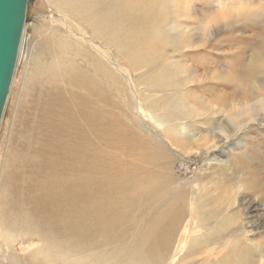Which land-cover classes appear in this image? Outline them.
Wrapping results in <instances>:
<instances>
[{
    "label": "rangeland",
    "instance_id": "374dc122",
    "mask_svg": "<svg viewBox=\"0 0 264 264\" xmlns=\"http://www.w3.org/2000/svg\"><path fill=\"white\" fill-rule=\"evenodd\" d=\"M65 1L35 0L28 8L0 123V264L9 254L18 264L30 256L53 264H99L101 257L108 264H223L224 254L210 263L196 250L217 238L206 214L228 203L223 214L233 215L236 232L223 240L238 238L235 251L248 256L246 264L264 263V193H222L224 179L247 170L264 184L262 120L237 130L224 118L238 102H256L251 90L240 97L235 84L248 83L264 7L244 19L235 5L223 10L219 3L227 0H109L115 17L93 26L86 15L64 10ZM94 1L105 7L108 0ZM220 8L224 17L216 19ZM40 9L78 19L83 34L109 48L108 60ZM201 74L205 80L195 83ZM78 79L99 94L97 102L87 98L82 113L69 108ZM83 121L87 136L78 130ZM82 136L81 171L74 172L83 186L68 170L67 154Z\"/></svg>",
    "mask_w": 264,
    "mask_h": 264
},
{
    "label": "bare ground",
    "instance_id": "6f19581e",
    "mask_svg": "<svg viewBox=\"0 0 264 264\" xmlns=\"http://www.w3.org/2000/svg\"><path fill=\"white\" fill-rule=\"evenodd\" d=\"M107 1V0H106ZM111 1V0H110ZM109 0L107 1V5L105 7L103 6H100L99 4H97L94 0H66L65 3L66 5L63 7L64 10H68V11H71L73 12L75 15H80V16H84L86 15V19L88 21L89 24H92L93 26H95L93 23H108L111 18L115 17V13L112 11V12H109L108 11V8L110 7V5L108 4V2H110ZM261 0H238V1H235V2H232L231 0H227L225 1V3H219V5H223V10L226 8L228 9V7L231 8L232 5H235L237 6V10L238 12H242L241 14V17L240 18H247L250 16V10L254 7H256L258 9V12L259 10H261L260 8L264 7V4H262L260 2ZM260 7V8H259ZM29 8V7H28ZM28 8H27V12H26V17H25V23H24V29L23 31H26L25 30V25H26V19L28 18ZM171 9V7H169ZM166 9V7L164 8ZM176 10V9H174ZM252 11V10H251ZM253 12H257L256 10H253ZM37 13L40 14V15H45L47 16L49 19H53L54 15H55V21L57 22V24L59 23L63 29H64V32L71 38V39H74L76 41H79L81 42L85 47L91 49L92 51L95 52V54L97 56H99L100 58L102 59H106L108 60V57H109V48L103 46L102 44H99L97 43L91 36L87 35L86 33L83 34L81 32V28H80V22L78 19L72 17L71 15H68V14H59V13H55L51 10H49V12L47 11H43V9H40L39 11L37 10ZM55 13V14H54ZM214 14H215V18L216 19H221L223 18V14H224V11L221 10L220 8V11H214ZM83 16V17H84ZM188 15L184 14L183 17H187ZM223 16V17H222ZM257 16V15H255ZM115 20V19H113ZM213 20V19H212ZM53 21V20H52ZM180 27V26H179ZM181 30H185L186 29L184 27H180ZM206 32H210V30H207ZM205 31H204V38L205 37V34H207ZM22 36H23V33H22ZM255 37H257V39L260 40L259 44L256 45L255 47L252 48V53L250 54V59L248 60L249 62L248 63V70H247V77H248V83L247 84H242V83H236L235 85L237 86V88L240 89V97H241V94L245 91V90H251L253 96H254V100H256L255 104L254 105H251L249 104L248 102H250L251 100H249L247 102V100L244 99L243 102L241 103H233L235 104L234 105V108L236 109V112L232 113V114H226L224 116L225 118V122L228 126H230L229 128H236L237 130H241L243 127H247L249 125V123H255V122H259V119H261L263 124H264V33L263 32H260L258 33V35H256ZM21 40H22V37H21ZM21 40H20V44H21ZM205 45V41H201V43L197 46V48H200V47H203ZM186 48H191L193 49L194 46H188ZM19 49H20V46H19ZM111 52V51H110ZM154 52V49L152 48L151 51L149 52H145L146 54H151ZM245 52V51H244ZM187 53H189L188 51H186V55L187 56ZM243 52L239 51V54L242 56ZM19 54V52H18ZM87 54V53H86ZM90 55V54H89ZM239 56V57H241ZM87 57V56H86ZM93 57V56H92ZM95 57V55H94ZM241 61V60H240ZM238 62L237 64L240 63V66L237 65V67H241L242 66V61L241 62ZM247 65V64H246ZM70 67V66H69ZM99 67V66H98ZM164 67L166 68H169L168 64H167V61L164 62ZM125 73V72H124ZM61 75V74H60ZM203 74L200 75V78L195 81V83H198L202 80H205V77H203ZM63 79V78H62ZM234 83L236 82L237 79H239V75L235 76L234 78ZM204 82V81H203ZM64 83V82H63ZM246 85V86H245ZM240 86H243L242 88ZM76 89L78 93H76V97H74V101L75 102H72L70 103L69 105V108L71 111H80L81 113L83 112V107L84 106V103L86 102L87 98H89L90 95L93 96V100L95 102H97V98L99 99V94H98V91L97 90H90L89 89V86L88 84L84 81V79H78V82L76 84ZM83 87V88H81ZM227 87L230 88V86L226 85L224 88L227 89ZM83 90V91H80ZM231 92V95L235 96L232 91ZM146 93V92H145ZM144 93V94H145ZM80 94V95H78ZM88 96V97H87ZM143 96V95H142ZM150 95L146 94L145 95V98H146V102H148V98H149ZM134 97L135 99H139L137 96H136V93H134ZM144 98V97H143ZM248 98V96H247ZM252 99V100H253ZM143 100V99H142ZM257 100H261L260 103H257ZM144 101V100H143ZM235 102V101H233ZM81 105L79 107V104ZM73 105V106H72ZM68 106H65V109H67ZM64 108V107H63ZM159 110V109H158ZM66 111V110H65ZM79 112V113H80ZM150 112V111H149ZM67 113V112H66ZM255 113H257V116L259 115L260 118H257V116L255 115ZM147 114V112H146ZM152 114V113H151ZM67 115V114H66ZM149 115V113H148ZM154 115V114H153ZM147 119H149L148 116H146ZM64 118V116L62 117ZM94 118V117H93ZM73 119V118H72ZM71 119V120H72ZM153 119L155 120V117H153ZM68 120V119H67ZM80 120V119H79ZM94 119H92V123H94ZM86 124L87 121H83V123H81V125L79 126L80 128L78 129L80 131L81 134H86L87 136V133H88V129H86L85 131V128L83 124ZM230 124V125H229ZM162 125L163 127L165 126V123L162 122ZM160 124V126H162ZM73 126V125H72ZM74 129V128H73ZM77 130V129H75ZM74 130V131H75ZM83 130V132H82ZM72 131V130H71ZM186 131L185 128L183 127H180V132L181 133H184ZM68 132V131H67ZM71 134V133H70ZM67 135V133H66ZM223 135H226L223 133ZM71 138V137H70ZM63 139H64V136H63ZM87 137L84 138L83 136L81 137V140L78 141L72 148H69L67 150V154L71 160V167H68V170L72 173H75L74 171H78L80 172V163H79V157L83 154L82 152H84V148H81V141H87ZM69 140V139H68ZM206 141V140H205ZM67 142V141H66ZM70 142V141H69ZM58 144V143H57ZM68 144V142H67ZM70 144V143H69ZM205 144H208V143H205ZM58 146V145H57ZM70 147V145H69ZM86 147H87V144H86ZM59 149V148H58ZM82 153L80 156H79V153ZM58 153V152H57ZM56 153V154H57ZM64 154V153H63ZM60 155V154H59ZM85 156V155H84ZM66 157V156H65ZM83 157V156H82ZM85 158V157H84ZM66 159V158H64ZM81 159V158H80ZM60 160V159H59ZM83 160V159H81ZM96 161V160H95ZM81 162V161H80ZM73 163H76L75 166H73ZM86 165V164H85ZM84 165V166H85ZM92 165V164H91ZM83 166V167H84ZM82 167V168H83ZM230 169V168H229ZM83 173H86V171H82ZM257 172L256 171H251V170H247V176L243 177V175L239 174L237 175V173L234 175H230L231 177L227 180L224 179V184L222 186V193H227L228 197L231 196V191L232 189L233 192L237 193L238 192H241V193H249L251 195H256V197L260 194L262 195L264 193V184H261L260 182H258L259 180H256L254 178V175H256ZM77 175V179H75L77 181V183H80L82 186H83V183H82V176L81 174H78V173H75L73 176ZM211 175V173H210ZM79 176V177H78ZM261 179V178H260ZM87 182V181H86ZM32 184V183H31ZM37 184V183H36ZM87 185L89 186L88 182H87ZM33 186V184H32ZM32 186L30 187L29 185V191L31 192V188ZM74 186V185H73ZM125 187V182H121V185L119 187V190H116V191H113L112 192V195L114 196H118L119 195V191L120 189L123 190ZM35 188V186H34ZM74 189V191L76 192V196H78V190L79 188L74 186L72 187ZM125 190H128V189H125ZM132 190V188H131ZM129 191V190H128ZM32 193H35V190L32 192ZM105 189H101V195L100 193H98V195H100L101 197H103L105 195ZM31 194V193H30ZM197 197V196H196ZM195 197V198H196ZM51 200V199H50ZM193 200V199H192ZM41 201V200H39ZM193 202V201H192ZM195 203V202H194ZM185 204V203H184ZM193 206V208L195 207L194 204H191ZM198 205V204H197ZM222 206V205H221ZM231 205L228 203L227 205H224V207H222L221 209H218L216 212H213V211H209V214H206V219H204L203 221L206 223L207 221L209 222V224L213 223V226H212V229L213 232L211 233H215L217 234V238H211V242L208 240L207 241V248L204 245H202L200 242H199V245L197 246V250L196 251H199L200 254L201 253H206L205 254V258H208L207 257V253L211 256V259L212 261H210L209 259V262H214V260L217 259L218 257V253H221V254H224V256L222 257V262L223 264H246V262L244 261L245 259L247 260L248 256L245 258V256H242V255H239L236 253L235 251V247H237V241L239 242L238 238H233L231 237L230 239H224V236H229V235H233L236 230H233V226H234V220L231 219V217L233 215H230V218L229 217H224L225 215L223 214V212L225 211V209L229 208ZM192 209V208H191ZM197 209V208H196ZM86 211V210H85ZM169 211V210H168ZM172 211V210H171ZM198 212V211H197ZM169 213V212H168ZM88 214V213H87ZM167 214V213H166ZM171 214V213H170ZM179 214V213H178ZM192 215H194V217H196L197 219H200L199 218V213H195V212H192L190 213ZM162 216V215H161ZM167 216V215H166ZM177 216V215H176ZM179 216V215H178ZM161 218V217H160ZM179 218V217H178ZM192 218V217H191ZM193 219V218H192ZM53 223L55 222H58L56 221V219H53L52 220ZM172 222V220H171ZM170 222V223H171ZM201 220H200V223L198 224V227L200 228H203L201 226ZM51 223L49 224L45 230H49V231H52L53 228H54V224ZM172 224V223H171ZM207 224V223H206ZM204 226V225H203ZM99 226H97L96 228H98ZM60 228V227H59ZM58 228V229H59ZM235 228V227H234ZM173 229V228H172ZM171 232V231H170ZM238 234V233H237ZM100 236V235H99ZM167 236V235H166ZM210 236V235H209ZM243 237V236H242ZM142 240V239H141ZM195 239H193L194 241ZM241 243V242H240ZM30 246V245H29ZM20 247V246H19ZM24 247V246H23ZM29 248V247H28ZM248 248V247H247ZM245 248V249H247ZM216 249H220L219 251L220 252H216L215 250ZM261 249V248H260ZM21 250V249H20ZM22 251V250H21ZM20 251V252H21ZM132 251V250H131ZM140 251V250H139ZM250 251V250H249ZM10 252V251H9ZM247 252V251H246ZM263 252V251H262ZM130 252H128L129 254ZM251 253V251L249 252ZM247 252V254H249ZM18 254V253H17ZM107 254V253H106ZM10 255V254H9ZM8 255V259H7V262L6 263H2V264H18V262L16 260H14V258L12 257H9ZM105 255V254H104ZM109 255V254H108ZM112 255V254H111ZM110 255V256H111ZM24 256V255H23ZM94 256V255H93ZM110 256H106L107 258L110 257ZM113 256V255H112ZM244 257V259H243ZM103 258L102 259V263L104 264H108V262L106 263L105 261L103 260H106L105 257H101ZM113 259V258H112ZM243 259V260H242ZM251 259V258H250ZM100 262H101V259H99ZM98 260V261H99ZM115 261V259H113ZM112 260V261H113ZM141 260V259H140ZM242 260V261H241ZM252 260V259H251ZM260 260V259H259ZM53 264L52 262L48 261L47 259H45V257H41V260H39L37 257H32L30 256L28 258V262L26 264ZM107 261V260H106ZM110 261V260H108ZM234 261H236L237 263H234ZM86 262V260H85ZM91 261H89V263L86 262V264H92V262L90 263ZM99 264H102L100 263ZM117 263V262H116ZM122 263V262H120ZM119 263V264H120ZM94 264H97L96 261ZM259 264H264V263H260Z\"/></svg>",
    "mask_w": 264,
    "mask_h": 264
},
{
    "label": "water",
    "instance_id": "95a60500",
    "mask_svg": "<svg viewBox=\"0 0 264 264\" xmlns=\"http://www.w3.org/2000/svg\"><path fill=\"white\" fill-rule=\"evenodd\" d=\"M35 0H0V123L17 63L27 8Z\"/></svg>",
    "mask_w": 264,
    "mask_h": 264
}]
</instances>
